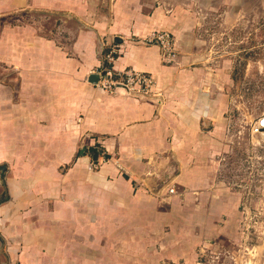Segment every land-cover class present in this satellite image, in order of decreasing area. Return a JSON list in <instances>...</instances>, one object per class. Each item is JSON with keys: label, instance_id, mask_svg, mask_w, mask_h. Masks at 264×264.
Listing matches in <instances>:
<instances>
[{"label": "crops", "instance_id": "0c3cea01", "mask_svg": "<svg viewBox=\"0 0 264 264\" xmlns=\"http://www.w3.org/2000/svg\"><path fill=\"white\" fill-rule=\"evenodd\" d=\"M186 20L175 0H0V264H225L244 249L242 196L221 178L222 70L143 43L167 31L177 50ZM111 43L148 94L89 83Z\"/></svg>", "mask_w": 264, "mask_h": 264}, {"label": "rangeland", "instance_id": "374dc122", "mask_svg": "<svg viewBox=\"0 0 264 264\" xmlns=\"http://www.w3.org/2000/svg\"><path fill=\"white\" fill-rule=\"evenodd\" d=\"M175 3L187 19L177 40L178 55L188 58V69L196 67L212 75L221 69L222 80L212 76L211 86L219 91L221 81L227 92L222 132L227 148L221 178L242 196L244 249L224 263L255 264L253 251L264 250V136L255 131L264 116V0Z\"/></svg>", "mask_w": 264, "mask_h": 264}, {"label": "built area", "instance_id": "2783aa9c", "mask_svg": "<svg viewBox=\"0 0 264 264\" xmlns=\"http://www.w3.org/2000/svg\"><path fill=\"white\" fill-rule=\"evenodd\" d=\"M143 43L158 46L164 58H172L176 53L173 38L167 31H154L143 39ZM108 47L102 64L97 71L99 77L96 86L106 92L122 89L126 92L148 94L152 86L151 77L132 69L116 71L113 68V62L117 50L112 43ZM95 149L97 154L104 157V151L101 148ZM169 192L172 193L173 189H169Z\"/></svg>", "mask_w": 264, "mask_h": 264}, {"label": "water", "instance_id": "95a60500", "mask_svg": "<svg viewBox=\"0 0 264 264\" xmlns=\"http://www.w3.org/2000/svg\"><path fill=\"white\" fill-rule=\"evenodd\" d=\"M98 77L99 76L97 73L90 74L88 76L89 83L96 85L98 81ZM258 124H259V127L255 129V131L262 133L264 136V116L258 120ZM256 258L257 259H255L254 261L255 264H264V250L262 252L260 251V253H258Z\"/></svg>", "mask_w": 264, "mask_h": 264}, {"label": "bare ground", "instance_id": "6f19581e", "mask_svg": "<svg viewBox=\"0 0 264 264\" xmlns=\"http://www.w3.org/2000/svg\"><path fill=\"white\" fill-rule=\"evenodd\" d=\"M260 251H262V247H258L257 250L255 251V255L254 256H257L258 253H260Z\"/></svg>", "mask_w": 264, "mask_h": 264}]
</instances>
